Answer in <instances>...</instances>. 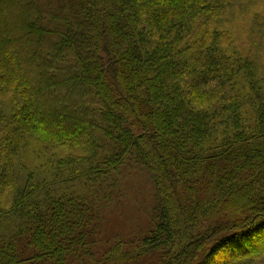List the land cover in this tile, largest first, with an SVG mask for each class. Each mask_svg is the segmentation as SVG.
Returning <instances> with one entry per match:
<instances>
[{"label": "trees", "instance_id": "obj_1", "mask_svg": "<svg viewBox=\"0 0 264 264\" xmlns=\"http://www.w3.org/2000/svg\"><path fill=\"white\" fill-rule=\"evenodd\" d=\"M227 7L0 0V264H264V77ZM133 180L149 218L108 237Z\"/></svg>", "mask_w": 264, "mask_h": 264}, {"label": "rangeland", "instance_id": "obj_2", "mask_svg": "<svg viewBox=\"0 0 264 264\" xmlns=\"http://www.w3.org/2000/svg\"><path fill=\"white\" fill-rule=\"evenodd\" d=\"M226 1L228 2L225 14L228 23L226 26L236 36L241 50L256 60L259 65V74L264 77V0ZM139 177L145 178L143 175H139ZM140 183L133 180L132 187L128 188L129 199L133 196L138 198L127 201L119 208L121 210L120 214L122 213L123 219L126 220H124L125 223L119 220L114 222L112 217L108 221V237H113L114 234L120 232L125 233L119 237L136 233L143 226L145 220H148L147 205L145 210L146 203L143 202L146 196L140 191ZM134 185L137 190L133 189ZM134 191L137 195L134 194Z\"/></svg>", "mask_w": 264, "mask_h": 264}]
</instances>
